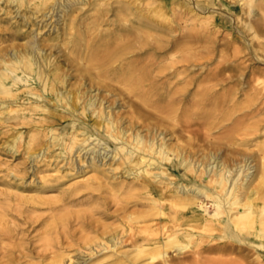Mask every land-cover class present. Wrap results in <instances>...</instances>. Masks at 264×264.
<instances>
[{"label":"rangeland","instance_id":"374dc122","mask_svg":"<svg viewBox=\"0 0 264 264\" xmlns=\"http://www.w3.org/2000/svg\"><path fill=\"white\" fill-rule=\"evenodd\" d=\"M28 1L30 3L28 8L22 6L17 10L15 3L10 5L6 0H0V52L10 46L5 40V34L21 29L22 32H27L31 36L36 35L40 43L47 39L52 42L60 34V29L65 24H69V18L64 16L63 19L64 13L59 11L54 14L48 13V10L42 12L41 14L47 16L42 18L41 14L35 13L36 0ZM91 1L94 0L79 2L80 9L74 14L79 17L76 23L78 26L90 23L91 18L98 15V11L103 8L100 6L104 4L103 0H96L95 6H90ZM122 1L127 6L128 14L151 13L158 18L166 17L164 19L169 21L173 27L170 36L163 35L161 39L175 42L176 47L162 55L159 66L157 65L160 68L155 71L160 70L159 72L166 74L165 72L168 73L171 70L167 67H170L173 62H179L186 57L190 58V64L188 58H186L188 63L185 62L188 71L178 75L180 78L178 82L175 79L176 82L173 81L177 85L174 86L175 89L187 88L184 93L189 100L194 98L197 101L204 95V98L207 97L206 106L210 107L214 104L211 93L216 91L217 95L224 96L221 100L227 98L224 100L225 105L223 104L226 108L222 106L224 111L237 106L244 108L243 112V110H253L264 103V0L253 2L251 9L254 13L244 4L247 0H238L239 3L237 0H179L180 6L178 0L174 3L167 0L168 5L165 8H163L164 0H109L110 8L115 11L109 12L106 18L112 21L116 19V3ZM24 14L31 17V25L27 26L28 28L21 25ZM130 18L133 19V15ZM144 25L152 29L162 28L158 23L144 21ZM131 26L138 28L141 25L134 20ZM101 28L110 29L111 27L103 24ZM24 41V39L18 40L16 46L21 47ZM52 54H55L52 56L53 63H57L56 59L57 64L63 62L59 50ZM163 59L164 61L166 59V62H162ZM180 63L175 65L178 66V70L183 69V63ZM199 67H202V71ZM195 79L198 83L200 79L203 80L204 86L199 87V85L197 89ZM218 80L219 82L224 80V82L217 84ZM70 83H73V80ZM40 85V82L30 81L27 84H21L18 90L13 89V91L20 94V103L25 102L27 107H35L34 99L26 100L28 96L23 92L29 89L40 92ZM197 90H202V95ZM94 93L92 92V95ZM111 98L116 99L112 107L113 112L123 113L128 109L126 100L119 101L115 96ZM47 99L50 100L51 97ZM186 104L184 108L192 105V102ZM41 105L45 108V102ZM104 105L108 106V104ZM10 108L13 110L17 107L10 106ZM9 110L0 109V264H47V262L50 264L55 258L66 262L67 259L71 258L74 261L80 257L84 260L89 258V264L99 260H102V264H117V262L131 264L128 260L131 255L127 253L134 244V240L150 238L161 242L172 234H177L181 241L190 243V248L186 251L170 253L174 255L171 259L175 264H264V251H257L247 244L228 237L231 229L233 231V226L230 224V228L226 229L227 221L224 216L219 221L206 222L205 213L201 209H198L200 215L194 218H190V214L186 218L180 215V211H177L173 203L175 198L171 191L180 185H200L199 178L196 179L193 174H188L186 177L184 170L172 171L169 166H165L164 162H158L167 176V179H161L160 186L168 192L162 203L163 206L166 205L173 210L165 211L162 205L151 201L150 190L145 187L153 182L149 175L144 174L138 181L133 180L132 177H126L123 172L126 164L120 165L121 161L118 158L108 161L99 173L79 163L77 158L76 163L80 166V170L71 171L66 161L62 160L61 147H48L50 136L56 133L51 131L52 127H44L42 121L44 113L40 111H37V114L32 113L30 128L26 136L22 135L21 140L16 137L18 133L23 132V129H20L17 123L10 122ZM53 112L61 123L54 129H57L60 135L68 136L72 123L77 121V118L70 117L62 108H56ZM242 112H235L236 114L232 116L234 118L230 117L227 120L216 115L215 119L219 117L217 120L208 121V123L213 122L212 128H204L200 131L202 137L204 136L202 140H197L188 133L171 135L163 128L155 126L152 127V135L158 136L161 133L162 136L160 135L158 139L164 138V141L175 150L179 148L183 149V152L186 151L185 158L193 163H207L211 154L232 172L249 159V165L252 167L249 172L253 174L247 181V190L252 192L250 201H257L259 204L262 200L264 203V112H260L253 118H245V121L239 124L240 126L230 131L235 117ZM92 123V121L89 122V124ZM150 123L153 125V122ZM243 125H255L256 131L253 130V134L244 135L242 132H247L248 128ZM139 130L143 131L142 134H148L145 127L142 129L136 125V131ZM31 136H36L37 140V144L32 146L33 150L42 149L40 157L32 159L28 158L26 151ZM96 138L97 136L93 135L91 139ZM12 145H14V152L9 150ZM49 151L50 156L45 158ZM42 152H44L43 157ZM171 157L173 163L178 164L179 161L174 156ZM242 181L241 178L240 182ZM84 184H88L90 189H82L75 204L60 202L55 209L50 210L48 207L28 202L31 198L57 199L62 193H68L74 186ZM202 201L204 204H211L209 200L202 199ZM31 207L33 210H29ZM211 208L209 211L212 214L213 207ZM255 227L253 231L258 232V223ZM113 234L120 241L116 250L113 252L110 249L97 253L96 251L99 250L97 245L105 242V238L114 236ZM63 238H66L65 242H69L71 246L52 250L50 254L52 259L49 257L42 262L31 253L32 250L45 252L49 250L50 241H59ZM251 238L254 243L264 245V238L254 236ZM222 246H226L227 251L218 252L209 249ZM145 258L147 257H139L135 264H148ZM149 264L162 263L157 260Z\"/></svg>","mask_w":264,"mask_h":264},{"label":"bare ground","instance_id":"6f19581e","mask_svg":"<svg viewBox=\"0 0 264 264\" xmlns=\"http://www.w3.org/2000/svg\"><path fill=\"white\" fill-rule=\"evenodd\" d=\"M103 1L104 4L100 5L103 8L98 11V15L91 18L90 23H82L83 25L79 24L78 26L76 23L79 17L74 16V14L80 9L78 5L82 0H36L35 13L41 14L48 10V13L52 12L54 14L59 11L64 13L63 19L64 16L69 18V24H65L60 29L61 32L54 38V42L47 39L40 43L36 35L31 36L27 32H22L21 29L5 34V40L10 46L0 52V109H10L8 113L11 118L10 122L17 123L19 128L23 129V132L18 133L16 138L22 140V135L26 136L30 128V122H32V113L40 111L44 113L42 117L44 127H52L51 131L56 133L50 136L48 147H61L62 160L66 161L69 170H80V166L76 163L78 158L79 163L86 165L91 171L99 173L108 161H114L118 158L121 161L120 165L126 164L123 168L126 177H132L133 180L138 181L140 177L147 174L153 179V182L148 183L145 187L150 190L151 201L162 205L165 211L173 210L167 208L166 205L163 206L162 203L168 192L160 186L161 179H167V176L158 162H164L165 166H169L172 171L184 170L186 177L188 174H193L196 179L199 178L200 185H180L171 191L175 198V201H171L177 207V211H180V215L186 218L190 214V218H194L196 215H200L198 209H201L205 213L204 220L206 222L219 221L224 216L227 221L226 229L230 228V224L233 226V231L231 229L228 233L231 240L247 244L257 251H264V245L251 241L252 236L264 238V203L262 200L259 204L257 201H250L252 192L247 190V181L253 174L249 172L252 169L249 165V159H246L244 165L237 167L232 172L229 171L227 166L220 163L217 157L211 154L207 163H193L185 158L186 151L183 152V149L178 147L175 150L164 141V138L158 139L161 133L158 136L152 135L153 126H155L156 128H163L165 132L171 135L188 133L197 140H202L204 136L202 137L200 131L204 128L210 129L213 126L211 125L213 122L208 123L209 120L213 121L217 117L216 115H219L223 120L230 119L235 112H242L244 108L232 106L230 109H226L228 111H224L222 106L225 105L224 100L226 97L221 100L224 96L217 95L216 91L211 93L214 104L210 107L206 106L207 97L204 98L202 90H197L203 96L201 99L199 98L197 101L194 98L189 100L184 93L187 88L175 89L174 86L177 85L174 82L178 80V75L188 71L186 63L189 62L190 64V58L186 57L189 61L186 58L180 59L179 62L183 64L188 61L184 65L182 64V71L178 70V66H175L179 62H173L170 67H167L171 70L168 73L165 72L166 74H162V72H159L160 70L155 71L160 68H158V64L162 55L176 47L175 42L162 41L161 39L163 35L170 36L173 28L169 21L164 19L166 17L158 18L151 13L128 14L127 6L122 1L116 3V19L112 21L106 18V15L115 10L110 8L109 0ZM168 1L174 3L177 0ZM168 1L164 0L163 8L168 5ZM254 1L247 0L244 3L250 8L251 12H253L251 8ZM6 2L10 5L15 3L17 10L21 9L22 6L28 8L30 5L28 0H6ZM96 2L94 0L89 4L95 6L97 5ZM237 2L239 3L238 0ZM180 3L179 1V6ZM25 14L22 17L21 25L28 28L27 26L31 25V17ZM131 15H133V19L130 18ZM41 16L42 18L47 17L45 14H41ZM134 20L141 26L138 28L132 27L131 22ZM144 21L158 23L162 28H147ZM142 22L143 24H141ZM103 24L111 28L102 29ZM185 37H188V35H185ZM21 39L25 41L21 47H17L16 43ZM58 50L63 59L61 64H57V59V63H53L54 58L52 60V56L55 55L52 52ZM162 62H166V59L165 61L163 59ZM162 65L160 64V66ZM199 69L202 71V67H199ZM196 79L194 81L195 85L197 83V89L199 85V87H203L202 82L204 80L205 83V79H200L199 83ZM71 80H73V83H70ZM30 81L41 83L40 92L30 89L23 92L24 95L28 96L26 100L31 101L34 99L35 107H27L25 102L20 103V94L13 91V89L18 90L21 84H27ZM222 82L224 80H220V82L218 80L217 84ZM92 92H95L94 95H92ZM196 92L195 94L198 95ZM113 96L117 97L119 101L126 100L128 109L125 112H113L114 108L112 107L116 102V99L111 98ZM46 97H51V99L49 100ZM209 100L211 101V98ZM44 102L45 108L41 105ZM190 102H192V105L190 104L186 108L183 107ZM104 104H108V106ZM10 106H16L17 108L11 110ZM56 108H62L70 117L77 118V121H73L68 136L65 134L60 135L58 130L54 129V127L61 124L60 119H57L53 112ZM260 112H264V103L253 110H243L241 114L235 117L233 128L230 131L235 130L239 124H242L245 118H253ZM91 121L93 123L89 124ZM150 122H153V125ZM136 125L142 127V129L145 127L148 134H142L143 131L140 130L136 131ZM193 127H196V129L192 130ZM245 127L248 128L250 133L248 131V133H242L250 135L256 126L248 125ZM93 135L99 139L92 140ZM36 142V136H31L26 149L28 158L40 157L42 149L33 150L32 147L37 144ZM9 150L14 152V145ZM50 153V151L47 152L45 158H48ZM43 154L44 152H42V157ZM171 156L179 161L178 164L173 163ZM55 160L54 157V164L56 163ZM241 178L243 179L242 182H240ZM82 189L88 190L90 187L88 184L76 185L68 193H62L57 199L31 198L28 202L33 205L48 207L51 210L55 209L60 202L75 204ZM202 199L209 200L211 204H204ZM211 207H213L212 214L209 211L212 209ZM29 210H33L32 207ZM55 220L58 219L55 218ZM257 223L259 230L254 232ZM118 239L115 235L105 238V242L97 245L99 250L96 252L100 254V252L110 249L115 251L120 244ZM47 240L43 241L47 242ZM65 241L66 238L59 241H50L49 250L46 247L47 251L45 252L32 250L31 253L42 262H45L51 256L52 250L71 246L69 242ZM133 243L129 253H127L131 255L128 259L131 264H135L141 256L147 257L145 260L148 264L157 260H160L162 264H175L171 259L172 256L174 257L173 252L181 253L190 248V243L181 241L177 234L169 235L161 242L146 238L134 240ZM209 249L225 252L228 248L222 246ZM67 260L65 262L55 258L50 264H89L88 260L90 259L84 260L80 257L74 261L71 258ZM101 261L91 264H102ZM117 264H120V262H117Z\"/></svg>","mask_w":264,"mask_h":264}]
</instances>
